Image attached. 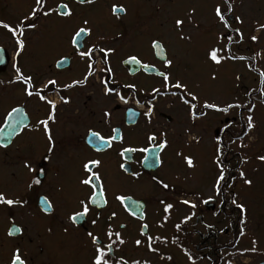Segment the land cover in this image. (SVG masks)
Listing matches in <instances>:
<instances>
[{"label":"flooded vegetation","instance_id":"flooded-vegetation-1","mask_svg":"<svg viewBox=\"0 0 264 264\" xmlns=\"http://www.w3.org/2000/svg\"><path fill=\"white\" fill-rule=\"evenodd\" d=\"M60 2L61 0H47L46 7H55ZM66 2H69V5L77 3L75 0H66ZM96 2H99V0H95L94 3ZM131 3L132 0L104 1V5L111 4V9L113 5L123 6L126 9L125 13L118 16L113 14L116 23H119L123 30L115 35L99 36L97 39V36L91 34L83 40V49L87 50L92 44L105 47V43L117 41L120 38L119 36H124V31L130 27V24L123 19L127 16L128 6ZM236 4L237 0H233V10H235ZM32 6H34V0H0V21L14 25L30 12ZM52 16L43 17L38 14L37 17H33L32 20L26 22L36 23L37 28L25 31L23 39H25L26 47L18 58L21 70L25 74L33 75L35 86L41 87L49 78L57 81V90H51L52 86H49V90L46 91L47 97L57 103L55 122H49V128L55 141L51 160L44 159L48 155V144L43 128L30 130V127L25 126H34L38 119L45 118L48 106L36 97H26L23 92L24 85L19 82L10 83L15 77L12 67L15 44L10 33L0 28V54L4 56V62L0 63V126H3L4 118L12 107H20L23 110L24 117V123L11 137L5 136L0 139V144L7 145V147H0V191L5 192L10 197H19L27 201L24 207L13 206L9 209L0 206V264H9L11 252L16 247L20 248L22 258L26 259L27 264H90L92 245L87 233L93 232L94 235L104 239L107 243L104 230L109 224H111L114 232L120 231L126 241L124 245L114 246L117 259L123 257L129 261V264L132 260H140L141 262L148 260L150 264H159L160 262L165 264L161 256H164L165 249L172 246L174 253H176L177 247L179 254L187 261L180 250V246L171 240L176 235L182 236L187 231V227L181 226L179 233L174 227L173 234L171 232L172 235L168 234L167 236L165 230L158 232L153 230L151 225V214L160 215L161 212L164 214L160 200L165 202L168 200L167 203H172L169 200L171 199L170 196L173 197L174 194L176 198V186L169 184L168 189H163L152 180L153 176L165 180L166 167L171 164V152L175 154L173 150L176 151V97L154 94L152 92L153 88H159L161 92H164L162 77L157 74H149L143 69L131 74L130 70L123 64L127 57L122 61L123 71L121 76H118L112 60V53L109 55V65L112 68L110 76L100 71L103 64L100 60V54L97 53L95 54L94 74L88 76L87 82L82 86L76 85L72 88H64L65 84L84 78L88 72L87 61L81 60L80 57L75 55L71 43L63 48L61 54L57 55L55 59L49 54L46 36L42 32L50 27ZM235 16H237L236 13H231V17ZM229 23L231 26L232 24L236 25L232 28L239 27L241 32H244L242 24H237L234 19L229 18ZM250 34L246 36L249 41H251L249 37L253 35ZM224 42L227 43V40H224ZM241 45L242 43L232 45L237 50V56L243 55ZM245 49L249 51L250 46H246ZM166 55L168 59L173 61L171 68L164 67L163 62L155 55L154 50L151 61L138 59L147 65L155 66L161 72H168L171 78L175 80L177 79L176 72H173L172 68L176 63V58L171 55L168 49H166ZM243 56L251 58L255 54ZM62 57L67 58L66 63L68 66L57 68L56 61ZM244 61L252 65L249 69L253 73L259 74L256 68V59ZM125 75L138 76L141 79L154 76L161 79V82L152 84L145 81L130 83L126 81ZM105 77L110 79V86L117 88L128 99L127 104L120 102L115 96H104L101 79ZM247 84L244 85L246 88H241L242 94H237L235 97L240 102H245L248 99L245 96L246 91L262 87L260 81L257 88L247 87ZM125 85H135V87L129 88ZM60 96L68 98L69 102L67 104L60 102ZM153 97L155 98L153 99ZM252 97L257 102L259 93L254 91ZM149 101H152L154 105L151 123L144 115L148 109ZM101 104L104 106L101 107ZM129 109H135L139 112L134 124L127 122ZM105 110L111 113L110 117L103 116ZM232 119L239 121V116H227L224 121ZM237 126H234L236 128L233 129V133L239 130V123H237ZM112 128L120 130L122 140L112 141L111 146H105L99 151L96 150L95 144L88 142L89 129L99 132L107 138L112 135ZM162 131L167 134L168 146L158 152L161 163L157 169L147 170L144 167L141 160L145 153L135 151L129 152L123 157L119 155L122 148L149 146L146 140L148 134L156 133L158 142L160 139L159 133ZM219 134L224 136L222 132ZM228 140L229 137L224 136L226 144ZM241 157L242 155L235 153L231 145L224 159L225 166L232 170L233 176H237L234 182H230L232 183L231 192L238 194V202H241L240 199L243 197L242 186L244 185L240 179L238 181L236 171L237 169L243 170L241 168L243 164L240 163ZM89 158L98 159L101 162L99 167L94 170L101 175L107 203H102L100 207L90 205L88 215L82 217L73 225L67 220V216L73 211L79 210V200L89 194V189L79 184V178L83 175L81 162ZM25 159L32 163L36 172L29 173L27 169L22 167V162ZM121 164L125 165L127 172L120 168ZM41 169H44L45 174L38 176ZM132 173H139L140 175L136 178ZM35 178H39L41 183L38 185L33 184L32 188H28V184ZM117 194L130 196L132 200L140 202L142 207L137 210L135 216L130 214V209L126 211L125 206L115 200L114 197ZM42 196H47L52 203V210L49 213L42 211V205L40 204ZM202 206L199 208L201 213L198 212L195 215L193 226L196 227L201 224L204 227L203 232L198 231V237H200V240L205 238L206 241L205 244L201 241L195 245V248L205 256L204 259H207L210 264H222L224 251L235 248L239 242L243 241L244 236L239 235L241 225L238 222L241 214L234 206H231L230 202L222 208L217 200ZM175 207L176 204H174ZM203 209L212 213L215 218V220H212L214 222L206 221V216L202 213ZM113 211L116 212V217L110 218V213ZM235 211H237L236 215ZM97 213H99V220L93 226L92 220L96 219ZM141 213H143L144 219L140 218ZM213 213H217V215H213ZM245 216L246 223L243 227L246 232L247 226L250 225L247 221L248 219L251 221V219L248 217L247 211ZM12 218H14L15 226L21 228L22 231L9 237L7 232L12 227ZM143 224L148 225L144 229L147 235L169 237L167 243H154L153 246L159 250L158 253L147 250L146 237L140 236ZM206 224H212L214 227L208 229L205 227ZM120 225L125 227L121 229ZM65 227L68 228L67 233L64 231ZM221 228H225L223 233L220 232ZM185 233H188V231ZM236 233L238 234V240L235 243L231 239L235 237ZM228 234L232 235L231 239L228 237L227 240ZM136 239H141V246L137 247L135 245L134 241Z\"/></svg>","mask_w":264,"mask_h":264},{"label":"rangeland","instance_id":"rangeland-1","mask_svg":"<svg viewBox=\"0 0 264 264\" xmlns=\"http://www.w3.org/2000/svg\"><path fill=\"white\" fill-rule=\"evenodd\" d=\"M104 1L111 0H103L102 2L99 0L92 5L71 3L69 7L73 11V16L69 18H61L53 14L50 27L42 34L46 36L48 52L54 59L61 54L63 48L70 45L73 29L83 26L82 22L85 19L89 21L88 26L92 29V34L97 36L96 39L99 36L115 35L123 30L122 26L116 23L111 11V4L104 5ZM216 4L221 5L222 12L226 11L223 0H132L128 6V14L123 19L130 24V27L124 31V36H119L117 41L104 44L105 47L115 49L112 53V60L118 76H121L123 71L122 61L130 54L136 55L143 61H151L153 58L151 41L159 39L171 55L176 58V63L172 68L173 72H176V78L187 82L190 88L199 94L201 102L205 99L217 103L233 100L237 94H242L240 90L247 83H249L247 87L257 88L260 81L259 74L253 73L249 69L248 62L225 60L221 65L214 66L205 61V49L214 44L216 37L224 31L222 25L214 17L213 8ZM235 7L232 13H236L243 21L242 54L249 56L255 54L256 68L259 71H264V30L257 31L258 25L264 23V0H237ZM193 9L195 11L192 15V22L189 23L187 15ZM176 18L185 20L184 31L192 34L191 42L178 39V33L174 30ZM232 26L236 27L235 24ZM250 33L258 37L256 42L246 38ZM223 43L225 42L223 41ZM246 46H250L249 51L245 49ZM233 47L232 52L236 55L237 50ZM253 50L255 52H252ZM257 53L259 55H256ZM211 72L217 74L215 81L209 78ZM237 76L240 77L239 80L236 79ZM125 79L130 83L145 81L152 84L161 82V79L154 76L141 79L138 76L125 75ZM175 105L176 151L173 150L175 154L171 152V164L166 167L167 178L165 177L164 181L176 186V198L173 194V197L170 196L171 199H169L176 204V207L173 208L166 222L163 220L164 214L162 212L160 215L151 214L153 230L158 232L165 230L167 236L173 234L174 225L179 223L185 214L195 212L197 215L198 212L201 213L199 208L203 207V204L199 200H195L196 209H190L180 204L179 200L184 198L195 199L193 192L201 197H207L209 194V186L216 174V168L212 164L215 147L213 136L217 134L219 128H222L223 121L227 117L224 114L209 110L206 117L193 122L188 116L187 107L177 97ZM103 106L101 104V107ZM253 115L256 128L249 134L251 138L245 137L244 139V143L248 147L239 148L237 146L239 141L237 144H232L235 153H240L247 158V163H243L241 168H243L246 177L253 181L252 186L249 187L241 180L244 185L242 186L243 197L240 199L241 203L246 205L247 214L251 221L249 219L247 221L250 225L247 226L243 241L239 242L235 248L224 251L222 264H226L227 261H231V264H258L264 260V162L256 159L257 155L264 154V105L259 103V98ZM228 116L233 115L229 113ZM235 126L238 127L237 124ZM194 137L199 139V143ZM178 152L191 156L195 167L188 168L182 157L177 155ZM202 213L206 216V221L214 222L212 220L215 218L210 211L204 210ZM194 219L195 216L182 225L186 226L187 231L190 232L188 248L196 256L203 257V259L197 260V264H210L207 259H204L205 256L195 248V245L201 242L198 231L203 232L204 227L201 224L196 227L193 226ZM158 221H160L159 224H157ZM161 223H163V227H159ZM171 232L172 234H170ZM231 235L228 234L226 239L228 240ZM167 238L169 239V237ZM253 239L257 242L256 251H249L241 256L237 250L251 249ZM174 252L172 246L164 250V257H172L171 261L163 259L165 264H188V261L179 254L177 247L176 253ZM159 264L163 263L160 262Z\"/></svg>","mask_w":264,"mask_h":264},{"label":"snow or ice","instance_id":"snow-or-ice-1","mask_svg":"<svg viewBox=\"0 0 264 264\" xmlns=\"http://www.w3.org/2000/svg\"><path fill=\"white\" fill-rule=\"evenodd\" d=\"M95 0H77L78 4H93ZM224 5H226V11L222 12L221 5L216 4L213 8L214 17L217 19L218 23H220L225 31L221 32L217 37L214 44L210 45L204 52V58L207 63L214 66H219L225 60H249L255 59V56L249 58L246 56H237L232 52V45L233 44H240L243 42L244 35L241 32L240 28H232L231 24L229 23V18L235 20L237 24H242L243 21L241 20L240 16L231 17V13L233 12V0H223ZM47 0H34V6L31 7L30 12L25 15L23 18L19 19L17 23L14 25L9 24L4 21H0V28L5 29L8 33H10L11 37L14 40L15 44V52H14V62L12 67L15 72V77L10 83H17L24 85L23 92L26 97H36L40 102H43L48 106V111L46 113L45 118L38 119L34 126L30 127V130L35 129L39 130L41 127L43 128L44 136L47 140V153L44 157L45 160H51L52 154L55 148V141L52 135V131L49 128V122H55V112L57 103L55 100L49 99L46 95V91L49 90V86H52L51 90H57L56 85L57 81L55 79H47L45 83L41 87H37L33 84V75L32 74H25L21 67L19 66V56L24 51L25 39L24 33L26 30H35L37 28V24L26 23L27 21L32 20L33 17H37L38 14L43 17H49L53 14L57 15L61 18H69L73 16V11L69 7V2L66 0H61L60 3L56 4L55 7H46ZM114 15H119L126 12V9L123 6L113 5L111 9ZM194 9L190 10L187 19L188 22H192V15L194 14ZM227 17V18H226ZM83 26L76 27L73 29V34L71 36V44L75 50V55L81 58V60L87 61V68L88 72L81 80H73L70 84H65L64 88H72L76 85H84L87 82L88 76L94 74V65L96 63L95 54H100V60L103 64V67L100 69L101 72H105L109 74L112 73V68L109 65V55L115 51V49L111 47H101L97 44H92L84 50L83 45V38H86L92 34V29L88 26L89 21L87 19L83 20ZM184 24L185 20L182 18H176L174 21V30L178 33V39L182 41L191 42L193 36L191 33H186L184 31ZM198 26V25H197ZM264 30V23L258 25L257 31ZM252 42H256L258 37L252 35L249 37ZM224 40H227V43H223ZM151 48L155 51V55L163 62L165 68H171L173 61L167 58L166 51L164 45L161 43L159 39H153L151 41ZM256 55H259L257 53ZM4 62V56L0 54V63ZM67 62L66 57H62L61 59L56 61V67L60 68L64 63ZM126 64H135L140 65L145 69H150L149 65H141V61L138 59L136 55H128L127 59L124 61ZM248 67L251 69L252 65L249 64ZM154 70V69H150ZM259 71V70H257ZM157 75L162 77L163 80V87L164 92H161L159 88H153L152 92L156 95H171L173 97H177L178 100L187 107V112L189 118L195 122L197 119L202 117H206L208 115L209 110L215 113H221L225 116H228L229 113L232 115L239 116V121L235 119L232 120H225L223 121V127L217 130V134L213 136V143H214V154L212 158V164L216 168V174L214 179L209 186V194L207 198H203L199 195L194 194L195 199L184 198L179 200L180 204L187 206L190 209H196L197 203L195 200H199L200 203L207 205L213 200H217L219 206L222 208L223 206L227 205L229 202L231 206H234L239 213L241 214L238 222L241 225L239 229V235L242 237L245 234V229L243 225L246 223V206L244 203L238 202V194H234L231 192L232 182L237 179V176L232 175V170L225 166L224 159L226 158L227 152L230 150V146L232 144H237V146L241 149L248 147L247 144L244 143L245 137H249V134L252 132L254 128H256V122L254 120V112L256 110V102L255 98L252 97V93L258 92L259 93V103L264 105V71H259L260 77V84L262 87L257 89H250L245 92V96L248 99L245 102H240L238 99H233L229 101H223L221 103L217 102H209V100L205 99L203 102L200 100L199 94L190 88L189 84L179 78L173 80L168 72H157ZM209 78L212 81L217 79L216 72H211L209 74ZM237 80L240 79L239 76L236 77ZM110 79L105 77L101 79V84L103 85V94L104 96H115L120 102L127 104L128 99L121 94V92L115 88L110 86ZM125 87L134 88L135 85H125ZM155 97H153L154 99ZM60 102L67 104L69 102L68 98L60 96ZM139 103V101H137ZM154 105L152 101L148 103V109L144 113V115L148 118L149 123H151V116L153 112ZM234 110H240L238 112ZM245 112L247 113L245 115ZM129 119H131L135 113L132 112L131 109L128 110ZM111 113L107 110L103 111L104 117H110ZM24 123L23 117V110L20 107H12L11 110L7 113L6 117L3 121V126H0V139L4 138L5 136L11 137L17 129L21 127ZM239 123V130L233 133L234 126ZM112 135L105 138L99 132L93 131L89 129V143L96 145V150L99 151L105 146H111V142L115 140H122V136L120 134V130L118 128L111 129ZM224 133V136H228L229 140L226 144L224 142V136L220 135L219 133ZM160 139L157 142V134L151 133L146 136V140L149 146L142 147V148H122L119 152L120 156H125L129 152L139 151L141 153H145L143 156L141 163L145 167H149L152 165H159L161 163L158 152L163 150L168 146L167 134L165 132L159 133ZM196 142L199 143V139L195 138ZM0 147H7L5 144H0ZM178 156H181L183 161L185 162L188 168H194V160L191 156L183 155L182 153L178 152ZM256 159L264 162V154H260L256 156ZM100 160L89 158L81 162V169L83 175L79 178V184L85 186L89 189V194L84 198L79 200V210L73 211L71 214L67 216V220L71 224H76L82 217L88 215L91 206L100 207L101 204H106L107 201L105 199V190L102 184V178L98 171L94 169L98 168L100 165ZM240 163H247L246 157H241ZM22 167L27 169L29 173L36 172V169L33 168L32 163L25 159L22 162ZM120 168L127 172L124 164L120 165ZM238 178L243 181V183L249 187L252 186L253 181L250 178L246 177V174L243 170L237 169ZM45 174L44 169H41L38 173V176H43ZM132 175L136 178L139 177V173H132ZM152 180L158 184L163 189H168L169 184L166 183L163 179H159L155 176L152 177ZM41 180L39 178H35L28 184V188H32L33 184H40ZM115 200L119 201L121 205L125 206V210L131 209L130 214L136 215V212L142 206L133 201L130 196L126 195H115ZM27 203L26 200H22L19 197H10L5 192L0 191V206H5L7 208H12L13 206L24 207ZM160 203L163 205V212L164 217L163 220L166 222L171 215V210L174 208L173 203H167L164 200H160ZM40 204L42 205V211L45 213H49L52 210V203L49 201L47 196H42L40 198ZM195 212H190L185 214L179 223L175 224L174 227L177 231L181 229L183 224H186L188 221L195 216ZM213 215H217V213H213ZM116 212L110 213V218H115ZM141 219H144L143 213L140 215ZM99 220V213L96 215V219L92 220L93 226L97 224ZM125 227L124 225H120L122 229ZM148 227L147 224H143L141 226L140 236L146 237V247L149 252L158 253V249L154 247V243H167V237L161 236H150L144 231ZM159 227H163V223L159 225ZM206 228L211 229L214 227L212 224H206ZM21 228L16 227L14 223V218H12V227L9 228L7 235L12 237L18 233H21ZM51 231V229H49ZM65 233H67L68 228L65 227ZM225 228H221L220 232L223 233ZM87 236L90 239V243L92 245V256L90 257V264H129V261L120 257L119 259L115 256V247L116 245H124L126 241L123 239L120 231H113L111 224L106 226L104 230V236L107 240L105 243L104 239H101L99 236L94 235L93 232H88ZM173 243L177 242V238L173 237ZM137 247L141 246L142 241L141 239H136L134 241ZM256 240H252V248L251 249H238L237 251L241 256L245 253L251 251H256ZM180 250L182 251L183 255L186 257L188 264H197V260L203 259V257H194V254L190 251L188 247L183 244H180ZM232 255V254H229ZM161 259H167L169 261L172 260L171 256H161ZM9 264H27L26 259L22 258L21 250L19 247H16L10 255ZM131 264H150V261L144 260L141 262L140 260H132ZM226 264H231V261H227Z\"/></svg>","mask_w":264,"mask_h":264},{"label":"water","instance_id":"water-1","mask_svg":"<svg viewBox=\"0 0 264 264\" xmlns=\"http://www.w3.org/2000/svg\"><path fill=\"white\" fill-rule=\"evenodd\" d=\"M85 38H83V40H84ZM124 65L130 70V73L131 74H135L137 71H139L141 68H143V67H141L140 65H135V64H126V63H124ZM141 65H143L142 63H141ZM66 66H68L67 65V63H64L60 68H64V67H66ZM146 72H148V73H157V72H159V70L158 69H156L155 67H153V66H150V69H154V70H150V69H145V68H143ZM137 114L135 115V117H132L131 119H129V114L127 115V122L128 123H130V124H133V123H135L136 122V120H137ZM89 140H90V138H89ZM159 165H152V166H149V167H145L147 170H155V169H157V167H158ZM140 209V208H139ZM131 210V209H130ZM136 214H137V212H136ZM260 264H264V262H261Z\"/></svg>","mask_w":264,"mask_h":264},{"label":"trees","instance_id":"trees-1","mask_svg":"<svg viewBox=\"0 0 264 264\" xmlns=\"http://www.w3.org/2000/svg\"><path fill=\"white\" fill-rule=\"evenodd\" d=\"M236 214H237V211H235V215ZM185 232H187V231H185ZM185 232H184V234L182 236H176V238H177L176 244L179 245V246H180V244H183L186 247H189V244H190L189 243L190 242V232H188V233H185ZM237 240H238V234L236 233L235 237L233 239H231V241L236 243ZM201 241H202L203 244H205L206 239L203 238V239H201ZM194 257H197V256L194 254Z\"/></svg>","mask_w":264,"mask_h":264}]
</instances>
